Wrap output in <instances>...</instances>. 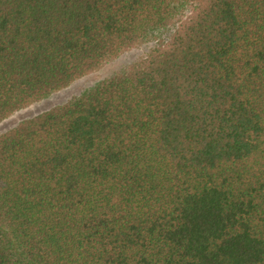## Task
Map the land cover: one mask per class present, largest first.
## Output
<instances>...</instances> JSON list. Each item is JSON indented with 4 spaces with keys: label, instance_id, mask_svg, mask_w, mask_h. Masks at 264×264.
Wrapping results in <instances>:
<instances>
[{
    "label": "trees",
    "instance_id": "trees-1",
    "mask_svg": "<svg viewBox=\"0 0 264 264\" xmlns=\"http://www.w3.org/2000/svg\"><path fill=\"white\" fill-rule=\"evenodd\" d=\"M147 41L0 134V264H264V0H0V123Z\"/></svg>",
    "mask_w": 264,
    "mask_h": 264
},
{
    "label": "rangeland",
    "instance_id": "rangeland-1",
    "mask_svg": "<svg viewBox=\"0 0 264 264\" xmlns=\"http://www.w3.org/2000/svg\"><path fill=\"white\" fill-rule=\"evenodd\" d=\"M171 32L172 30L167 31L162 35V38H167ZM155 45L156 42L154 41L141 42L135 47L121 52L116 57L108 59L98 69L76 79L66 88L53 93L42 101L33 103L15 112L0 123V134L10 130L25 119H29L55 106L63 105L69 100L80 96L93 88L97 83L113 77L119 71L145 58Z\"/></svg>",
    "mask_w": 264,
    "mask_h": 264
}]
</instances>
